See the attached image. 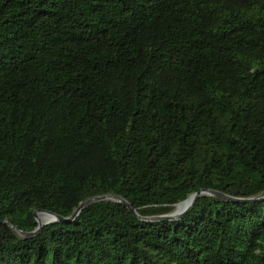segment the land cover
Segmentation results:
<instances>
[{
	"label": "trees",
	"instance_id": "16d2710c",
	"mask_svg": "<svg viewBox=\"0 0 264 264\" xmlns=\"http://www.w3.org/2000/svg\"><path fill=\"white\" fill-rule=\"evenodd\" d=\"M0 264H264V0H0Z\"/></svg>",
	"mask_w": 264,
	"mask_h": 264
},
{
	"label": "water",
	"instance_id": "95a60500",
	"mask_svg": "<svg viewBox=\"0 0 264 264\" xmlns=\"http://www.w3.org/2000/svg\"><path fill=\"white\" fill-rule=\"evenodd\" d=\"M201 196H214V197H219V198H222V199H224V200H226L228 202H237V201H241V202H253V201H255V199L238 200V199H235L233 197H230V196H227L225 194H222L220 192L214 191V190H201L199 192L193 193L186 200H184V201H182V202H180V203H178V204L175 205V207H176L179 204H182L184 202H188V205L186 206V208L182 212L175 213V211H173L172 213H169V214H166V215H161V216H156V217H150V218H144V220L145 221H147V220H150V221H174V220L180 219L183 216H185L191 210V208L195 204L196 200L199 197H201ZM256 199H260V197H258ZM102 201H114V202H117V203H121L125 207H127L133 214H135L136 216H138L137 212L132 208V206L125 199H123L122 197L116 196V195H105V196L93 197V198H90V199H87V200L81 202L79 204L78 208L67 219H65L63 217H60V216L54 214L53 212L44 211V210H37L35 212V216H36V222L38 224V227L33 232L25 233V232H22V231L17 230L16 228H14L13 226H11V224H9L7 222H4V223L7 224V225H9L19 235H21L23 237H26V238H30V237L36 236L39 233V231L44 226H46L48 224L58 223L60 221H65V222L71 221V220L75 219L86 206H88L90 204H93V203H96V202H102ZM39 213H46L51 218L47 222L41 224L37 220V216H38Z\"/></svg>",
	"mask_w": 264,
	"mask_h": 264
},
{
	"label": "bare ground",
	"instance_id": "6f19581e",
	"mask_svg": "<svg viewBox=\"0 0 264 264\" xmlns=\"http://www.w3.org/2000/svg\"><path fill=\"white\" fill-rule=\"evenodd\" d=\"M187 205H188V202H184L182 204L177 205L175 213L182 212L186 208ZM50 218L51 217L48 214H46V213H39L38 216H37V220L41 224L47 222Z\"/></svg>",
	"mask_w": 264,
	"mask_h": 264
},
{
	"label": "rangeland",
	"instance_id": "374dc122",
	"mask_svg": "<svg viewBox=\"0 0 264 264\" xmlns=\"http://www.w3.org/2000/svg\"><path fill=\"white\" fill-rule=\"evenodd\" d=\"M175 210H176V207H174V210H173V211H175ZM173 211H172V212H173Z\"/></svg>",
	"mask_w": 264,
	"mask_h": 264
}]
</instances>
